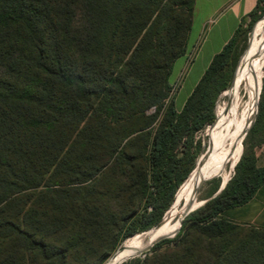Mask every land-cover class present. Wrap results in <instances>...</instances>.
Wrapping results in <instances>:
<instances>
[{"label": "trees", "instance_id": "1", "mask_svg": "<svg viewBox=\"0 0 264 264\" xmlns=\"http://www.w3.org/2000/svg\"><path fill=\"white\" fill-rule=\"evenodd\" d=\"M195 4L0 0V264H103L157 230L202 165L197 135L214 139L217 102L264 17L259 0L178 111L170 76ZM243 146L224 190L125 264H264V226L224 216L264 186V78ZM208 185L203 201L221 180Z\"/></svg>", "mask_w": 264, "mask_h": 264}, {"label": "rangeland", "instance_id": "2", "mask_svg": "<svg viewBox=\"0 0 264 264\" xmlns=\"http://www.w3.org/2000/svg\"><path fill=\"white\" fill-rule=\"evenodd\" d=\"M262 22H264V18L260 22V24L255 28L254 32H252L253 34L251 33L249 46H248L249 50L247 49L248 52L242 61V65L240 66L239 69L237 68L238 71H236V75L234 78V80L237 81L236 89L228 91L226 93L224 92L220 96V98L217 102L216 111H215L216 119H217V127H216V133H215L214 139L209 144V136L207 135V130H205L203 133L197 135V140L200 138L202 141L200 149L198 151V155H197V165H198V162L203 155H205V158L203 161V163H204L205 161L207 162V159L209 161L210 156L214 153V151H217L223 144H229L230 140L234 136L237 125L239 123H241L240 130H239L241 135H242L241 142H240V144H238L237 149L228 155L229 157H227V159L225 161V173H224V175H222V176H207V175L203 174V177L200 180L202 182L199 185L192 188L190 193H188V195L190 196V205L194 204L193 209H197L200 207V205H202L203 202H201V201L204 200V198L206 197V195L208 194V192L211 189V187L208 185L209 181L205 182L202 186V183L204 181H206L208 178H210V181H211V179L217 178V179L221 180V184H222V182L225 183L230 178H232V176L234 174V170H235V168H234L235 164L237 165V163L239 162V159L242 156V153L244 150L243 142H244V139L246 137V136L244 137V134L248 130L250 123H252V124L254 123L256 115L258 113V104H259V99H260V95H261V91H262L263 78H264V45L261 46V43L264 40V29H263ZM246 51H245V53H246ZM249 54H252V55L248 56ZM242 58H241V60H242ZM240 63H241V61H240ZM240 63H239V65H240ZM258 69H259V77L261 79H260V86H259L258 94H257V97L254 101L252 98L253 97V94H252V92H253V77L256 73V70H258ZM177 74H178V64L176 63L173 66L172 73L170 76L171 82H173V80ZM238 75H240L239 81L236 80ZM176 87L177 86H174L175 91H176ZM220 121L222 122L221 128L219 127ZM212 145H214V148H212ZM258 156H259L258 165L261 166L264 163V148L258 150ZM203 163L201 165L203 167L201 168L200 171H204V168L206 167V163L205 164H203ZM197 165H196V167H197ZM198 169L193 173V175L197 171H199ZM192 176L190 177L187 184H185L183 187L181 186L182 191H181V193L177 199L175 197L176 201L174 200L175 204L177 202H179L177 207L175 208V210L177 208L179 209L180 215H179L178 220L175 221L174 223H170V219L175 212V210L173 213L171 211L175 206V204L173 203V205H172L173 208L171 207L170 210L167 212V215L165 216L166 222L163 225L161 224V226L158 228V229H160L161 227H163L168 231V234L165 237H173L175 235V233L173 231L175 230V228L179 224V220L182 216V213L187 206L186 201L184 199H182V197L189 187V183L192 180ZM226 176H227V180H225ZM176 196H177V194H176ZM156 231H154L152 233H155ZM152 233L144 232V233L136 235L133 238L128 239L103 264H117V263L118 264H125L126 262H128L129 260H131L133 258L143 257L142 253L145 252L146 250L150 249L153 246V244H155L156 242L159 241V239H157L151 246L144 249L140 254H137L135 252H131L126 256H121V254L123 253L126 245H130L132 247H136L137 245L144 247L145 245H147V240L145 238L149 234H152Z\"/></svg>", "mask_w": 264, "mask_h": 264}, {"label": "crops", "instance_id": "3", "mask_svg": "<svg viewBox=\"0 0 264 264\" xmlns=\"http://www.w3.org/2000/svg\"><path fill=\"white\" fill-rule=\"evenodd\" d=\"M259 0H196L187 53L178 59V74L170 84L176 87L175 108L181 111L187 99L242 23L249 21ZM178 105V106H177ZM180 106V107H179ZM237 223L264 226V186L247 205L225 212Z\"/></svg>", "mask_w": 264, "mask_h": 264}, {"label": "bare ground", "instance_id": "4", "mask_svg": "<svg viewBox=\"0 0 264 264\" xmlns=\"http://www.w3.org/2000/svg\"><path fill=\"white\" fill-rule=\"evenodd\" d=\"M263 24V29H264V22H262ZM264 45V40L261 43V46ZM252 54H249L248 56H251ZM240 79V75L237 76L236 80L239 81ZM260 77H259V69L256 70V73L253 77V100L255 101L257 94H258V90H259V86H260ZM237 87V81H233V85L231 90H235ZM237 111V110H236ZM235 113V112H234ZM243 114V113H242ZM228 116V115H227ZM249 116V115H248ZM243 120V119H242ZM222 126V122L220 121L219 127L221 128ZM240 126L241 123H239L236 127L234 136L232 137V139L230 140L229 144H223L217 151H214V153L210 156V159L207 162L205 161L203 164L206 163V167L204 168V171H200L201 168L203 166H201L193 176H192V180L189 183V187L186 190V192L184 193L182 199H184L186 201V208L190 205V196L188 195V193H190V191L192 190V188H194L195 186L199 185L202 181L201 178L203 177V174L207 175V176H222L225 173V161L227 159V157H229L228 155L235 151L238 147V144H240L241 142V138L242 135L240 133ZM212 148H214V145H212ZM240 150V149H239ZM239 153V152H238ZM238 156V155H237ZM236 165V164H235ZM227 170V169H226ZM228 171V170H227ZM222 178V177H221ZM207 180H210V178H208ZM206 180V181H207ZM225 180H227V176L225 177ZM226 183V182H225ZM224 183V184H225ZM179 202H177L174 206V208L171 210L172 213L174 212L175 208L177 207ZM201 206V205H200ZM184 209L182 216L179 220V224L177 225V227L175 228V230L173 231L175 234L180 232L181 229V221L184 218V214H185V210ZM166 222V217L162 223V225ZM168 234V231L161 227L160 229H158L155 233L149 234L145 239L147 240V245L143 246H139L137 245L136 247H132L130 245H126L124 248L123 253L121 254V256H126L131 252H135L137 254H140L144 249L148 248L149 246H151L157 239L161 240L162 238H164L166 235ZM117 260V259H116ZM118 264V263H117Z\"/></svg>", "mask_w": 264, "mask_h": 264}, {"label": "water", "instance_id": "5", "mask_svg": "<svg viewBox=\"0 0 264 264\" xmlns=\"http://www.w3.org/2000/svg\"><path fill=\"white\" fill-rule=\"evenodd\" d=\"M264 18V17H263ZM236 75V74H235ZM234 78H235V76H234ZM217 120V119H216ZM251 126H252V123H250V126H249V128H248V130L245 132V134H244V137L247 135V133H248V131H249V129L251 128ZM241 158V157H240ZM240 160V159H239ZM236 166V165H235ZM235 168V167H234ZM212 180V179H211ZM231 180V178L224 184L223 182H222V184H221V187H220V189L217 191V193L212 197V198H210V199H208V200H205V201H203V203H202V205L200 206V207H202V206H204L208 201H210L211 199H213V198H215V197H217L223 190H224V188L226 187V185H227V183L229 182ZM207 181H210V180H207ZM207 181H204L203 183H202V185L205 183V182H207ZM193 206H194V204H191V205H189L187 208H186V210H185V214H184V218L182 219V221H181V227H182V225H183V220L189 215V214H191L192 212H194L195 210H197V209H193ZM199 207V208H200ZM164 221V220H163ZM163 221L156 227V228H154V229H158L160 226H161V224L163 223ZM178 234V233H177ZM177 234H175L173 237H165V238H162L161 240H159L158 242H160V241H162V240H164V239H172V238H174V237H176L177 236ZM158 242H156V243H158ZM155 243V244H156ZM155 244H153V246L155 245ZM152 246V247H153ZM151 247V248H152ZM151 248L150 249H148V250H146L145 252H143L142 253V255L143 254H145V253H147V252H149L150 250H151ZM145 257V255L143 256V258Z\"/></svg>", "mask_w": 264, "mask_h": 264}, {"label": "built area", "instance_id": "6", "mask_svg": "<svg viewBox=\"0 0 264 264\" xmlns=\"http://www.w3.org/2000/svg\"><path fill=\"white\" fill-rule=\"evenodd\" d=\"M175 89V88H174Z\"/></svg>", "mask_w": 264, "mask_h": 264}]
</instances>
